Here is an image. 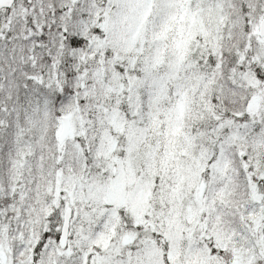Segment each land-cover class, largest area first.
Here are the masks:
<instances>
[{
  "label": "snow or ice",
  "instance_id": "1",
  "mask_svg": "<svg viewBox=\"0 0 264 264\" xmlns=\"http://www.w3.org/2000/svg\"><path fill=\"white\" fill-rule=\"evenodd\" d=\"M0 264H264V0H0Z\"/></svg>",
  "mask_w": 264,
  "mask_h": 264
}]
</instances>
